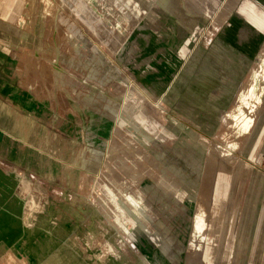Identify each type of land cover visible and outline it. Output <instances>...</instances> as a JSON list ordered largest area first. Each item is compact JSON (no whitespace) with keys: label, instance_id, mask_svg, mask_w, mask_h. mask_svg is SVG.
<instances>
[{"label":"rangeland","instance_id":"rangeland-1","mask_svg":"<svg viewBox=\"0 0 264 264\" xmlns=\"http://www.w3.org/2000/svg\"><path fill=\"white\" fill-rule=\"evenodd\" d=\"M188 1L24 0L17 16L14 5L0 10L6 35L20 40L5 44L20 53L12 77L34 95L19 113L7 108L19 118L0 131V247L20 251L19 264L28 254L41 264H264V233L251 243L264 214V35L237 15L240 0L229 13L220 5L219 28L210 24L222 0ZM251 1L244 14L264 29V8L250 14ZM234 55L245 64L229 75L223 61ZM218 77L230 86L223 109L211 107L218 89L188 99ZM249 90L261 97L253 112L239 99ZM126 99L144 107L116 121ZM229 115L254 118L250 133L239 136ZM226 149L232 164L220 158ZM26 177L36 208L27 218ZM199 204L210 230L194 229Z\"/></svg>","mask_w":264,"mask_h":264},{"label":"crops","instance_id":"crops-1","mask_svg":"<svg viewBox=\"0 0 264 264\" xmlns=\"http://www.w3.org/2000/svg\"><path fill=\"white\" fill-rule=\"evenodd\" d=\"M6 1L7 0H0V10L5 11L11 5H14L15 8L13 10V15L12 16H17L21 10H22V5L24 0H11L10 4L6 6ZM10 1V0H8ZM128 2V0H126ZM214 3H217V0H213ZM245 0H240L239 4L236 3L233 7L230 6V0H222L219 4L218 7L216 8L215 14L212 18V23L210 24L211 27H213V22L217 24V27L219 28L222 21L226 18H222L221 14L222 13H216L217 11L219 12L220 5H222V12L223 10H227L228 13L231 11V9H234V7L238 4V6L234 9L235 12L237 13L238 16H240L250 27H252L255 31H257L260 34L264 35V29L258 27L255 23H253L250 19H253V16L250 17L249 15H245V11H243V2ZM190 2V0L188 1ZM129 3V2H128ZM130 4V3H129ZM128 4V5H129ZM261 5L264 8V0H252L249 3L250 6V11H252L250 14H259V18H263V13L259 7ZM133 5V4H132ZM242 5V6H241ZM219 9V10H218ZM131 11L133 13L139 12V8H131ZM229 15V14H228ZM217 28V29H218ZM216 31V30H215ZM19 41L18 36L14 34H7L5 33V22L3 19L0 18V131L6 132V130H10L9 123L10 122H17V119L19 118V114L16 113V116L13 115L12 112H10L7 108L12 106L13 108H17L19 113V110L21 108H26L30 107L31 104L33 103L34 100V95H32L31 91L32 88L31 86H24L21 84L20 81H15V76L13 79V75H15V72L17 73V70L19 69V56L20 53L19 51H15L14 49H6L5 44H17L16 46L19 47ZM183 49V48H182ZM244 60L243 58L239 57L238 55L231 56V61H223V67L225 68L226 74H232V73H240L239 68L243 66L245 63H243ZM213 74L219 73V71H212ZM221 74H225V72H221ZM212 80V79H211ZM205 81L204 82H197L194 85L191 84L192 88L189 89L191 92H195L194 96H190L188 98L189 100L192 99L194 101L198 102H203L200 98L203 97V93L208 90H213V89H218V95L215 97L212 108L215 110H221L227 104V97L226 95L222 94L223 91H229V84L222 82L223 78L215 79L214 81ZM190 86V87H191ZM240 91V90H239ZM193 97V98H192ZM191 100V101H192ZM199 103H196L198 105ZM144 107L143 102H139L134 99H126L124 100V104L120 110V113L118 114V117L116 121H118L119 116L121 118V114H125L127 117L132 115V112L129 111L130 109L133 108H140ZM203 107V105L201 106ZM201 110V109H200ZM17 117V118H16ZM205 118V117H204ZM16 119V120H15ZM255 122V119H254ZM211 126V125H210ZM209 126V127H210ZM117 127V125H116ZM20 126L17 124L16 127L12 126V131L18 130L19 131ZM113 129V128H112ZM10 135V134H9ZM31 187V180L29 178H24L23 183H22V188L21 190H27L29 192L28 199L26 201V205L24 208V216L27 218L29 215L34 216V209L35 208V200H34V194L30 191ZM225 185L219 184L216 187L215 193L216 196L222 197L223 194H226V192H221L219 194V191L221 188L223 189ZM214 205V200L212 202V206ZM209 230H210V215H209ZM218 233V231H216ZM215 232V233H216ZM262 233H264V214H263V223L257 222V224L254 226V228L251 231V236H252V241L251 243H254V240L257 241V239L262 236ZM257 250H263V247H258ZM11 251V252H10ZM12 253V261L8 264H19V261L22 260L21 258V253L20 251H17L16 249H10V247H0V264H7L6 261L9 258V255ZM43 259H46V257H43L40 259L38 263V258L35 255L28 254L27 255V264H41ZM253 262V261H252ZM22 263V264H26ZM258 263V262H257ZM21 264V263H20ZM80 264H84V260L81 261Z\"/></svg>","mask_w":264,"mask_h":264},{"label":"bare ground","instance_id":"bare-ground-1","mask_svg":"<svg viewBox=\"0 0 264 264\" xmlns=\"http://www.w3.org/2000/svg\"><path fill=\"white\" fill-rule=\"evenodd\" d=\"M240 101H244L245 102V106L249 107L251 109V111L253 112V110L255 109V101L261 103V97L260 94L258 95L255 91H247V92H242L240 94ZM254 99V103L250 104V100ZM240 110L243 112V110L240 108ZM230 122L229 124H231L230 126L232 128L234 127H238L240 130V134L239 136L243 135V134H247L250 133L253 125H254V118L252 117H244V118H239L237 116H233V115H229ZM235 145H237L236 142L232 143L230 146V148L235 147ZM220 158H222L223 160H229L230 164H232L234 158L233 156H231L230 154V150L226 149V150H222L221 153L219 154ZM207 209V208H206ZM205 209V206L202 204L198 205L197 211H196V216L194 218V229L195 231L198 230H206L207 226H208V217H209V211H207Z\"/></svg>","mask_w":264,"mask_h":264}]
</instances>
